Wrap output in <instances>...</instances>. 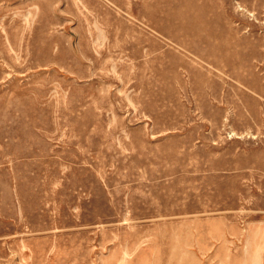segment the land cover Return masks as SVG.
I'll use <instances>...</instances> for the list:
<instances>
[{"label": "rangeland", "instance_id": "obj_1", "mask_svg": "<svg viewBox=\"0 0 264 264\" xmlns=\"http://www.w3.org/2000/svg\"><path fill=\"white\" fill-rule=\"evenodd\" d=\"M0 264H264V0H0Z\"/></svg>", "mask_w": 264, "mask_h": 264}]
</instances>
